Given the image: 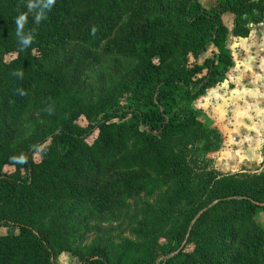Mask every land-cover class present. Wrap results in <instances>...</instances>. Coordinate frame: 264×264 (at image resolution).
<instances>
[{
    "label": "trees",
    "instance_id": "16d2710c",
    "mask_svg": "<svg viewBox=\"0 0 264 264\" xmlns=\"http://www.w3.org/2000/svg\"><path fill=\"white\" fill-rule=\"evenodd\" d=\"M200 2L0 0V230H17L0 233V264H54L65 252L80 264H264L254 221L264 176L195 180L185 148L187 139L206 152L221 142L191 104L233 66L222 16L234 15L245 35L244 16L261 20L264 0ZM111 58L128 63L125 105L122 86L85 93L87 72ZM26 116L35 128L22 137ZM163 188L161 208L132 238L70 248L80 229L67 207L107 214Z\"/></svg>",
    "mask_w": 264,
    "mask_h": 264
},
{
    "label": "rangeland",
    "instance_id": "374dc122",
    "mask_svg": "<svg viewBox=\"0 0 264 264\" xmlns=\"http://www.w3.org/2000/svg\"><path fill=\"white\" fill-rule=\"evenodd\" d=\"M204 8L210 7L213 0H201ZM261 20L254 22L244 16L247 20L242 27L247 30L245 35H236V20L231 14L222 16L223 23L228 29L227 49L232 57L233 67L227 72L222 82L214 87V90L206 92L205 98L199 97L192 102L191 107L198 111L205 126L209 129H216L220 136L227 132L229 127L237 129L245 127V134L239 133L240 139L228 138L229 145L222 149V140L216 150L206 152L201 149L198 141L188 140L185 147L188 151V159L191 164L195 180L201 178L207 171L216 172L217 175L264 176V139L251 137L252 131L260 126L253 119V112L258 105H264V59L258 53L264 52V33L259 25ZM261 24V23H260ZM251 36L252 41L245 38ZM253 42V43H252ZM263 44V45H262ZM263 46V47H262ZM209 55V52L206 54ZM13 56H8L9 60ZM128 63L116 58L107 60L102 65L92 67L86 74L85 93L94 97L100 88H111L117 86L120 93H123L119 100L121 104L128 103L131 92L124 87V71ZM123 91V92H122ZM262 113L260 117H263ZM244 117L245 120L243 121ZM228 118L235 119L239 123L231 125L227 123ZM32 118L26 116L18 128V134L25 137L31 134L35 128ZM127 121V120H126ZM128 121H130L128 119ZM78 123L82 126L86 122L81 119ZM260 134V133H259ZM245 135V136H244ZM93 138H88L91 142ZM51 140L41 142L33 152L35 160H39L42 150L49 145ZM10 173L8 168L5 169ZM166 188L151 198L144 195L128 198L126 206L121 211L107 214L93 213L87 207L69 206L64 210L66 217L73 227H79L80 231L72 241L71 249L74 251H87L91 248L112 249L115 245L126 238H132L131 231L135 224L144 219L148 213H156L161 208V199ZM255 223L264 229V210L258 211L254 219ZM1 234H16V229H1ZM163 243V240L160 241ZM188 246L187 250H191ZM54 264H80L70 252H65L54 259Z\"/></svg>",
    "mask_w": 264,
    "mask_h": 264
},
{
    "label": "crops",
    "instance_id": "0c3cea01",
    "mask_svg": "<svg viewBox=\"0 0 264 264\" xmlns=\"http://www.w3.org/2000/svg\"><path fill=\"white\" fill-rule=\"evenodd\" d=\"M261 23V24H260ZM259 23V25L258 26H260V28H261V32L262 33H264V18H263V22H260ZM262 38H264V36L262 37ZM246 40H249V41H252V37L251 36H249V37H247V38H245ZM253 43V42H252ZM263 45V44H262ZM263 47V46H262ZM258 56H260V58L261 59H264V52H260V53H258ZM233 67V66H232ZM231 67V68H232ZM230 68V69H231ZM229 69V70H230ZM227 74V73H226ZM216 86H218V85H216ZM215 86V87H216ZM210 90V91H209ZM209 90H207L206 92H208L209 91V93L210 92H212L213 90H214V87L213 88H210ZM204 93L201 97H203V96H205V94H207V93ZM200 97V98H201ZM206 97V96H205ZM205 97H203V98H205ZM264 114V105H258V108L253 112V119L257 122V123H259L260 124V126L258 127V129L257 130H254V131H252V136L251 137H261V138H263L264 139V116L263 117H260L261 116V114ZM245 118H247V117H244V119H243V121L245 120ZM227 123H229V124H231V125H234L235 123H239L237 120H235V119H230V118H228V120H227ZM245 132H246V130H245V127H240L239 129H237L235 126H233V127H229V129L227 130V132H223L222 133V135L220 136L221 137V140H222V149H224L225 148V146L226 145H229V137L230 138H234V139H240L239 138V133H241V134H245ZM250 130L246 133L247 135L248 134H250ZM260 133V134H259ZM245 134V135H246ZM244 135V136H245Z\"/></svg>",
    "mask_w": 264,
    "mask_h": 264
}]
</instances>
